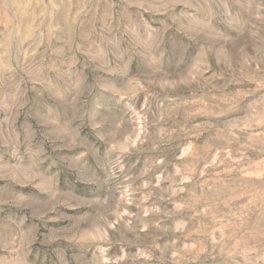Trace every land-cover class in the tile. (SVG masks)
<instances>
[{
  "label": "rangeland",
  "instance_id": "374dc122",
  "mask_svg": "<svg viewBox=\"0 0 264 264\" xmlns=\"http://www.w3.org/2000/svg\"><path fill=\"white\" fill-rule=\"evenodd\" d=\"M0 264H264V0H0Z\"/></svg>",
  "mask_w": 264,
  "mask_h": 264
}]
</instances>
